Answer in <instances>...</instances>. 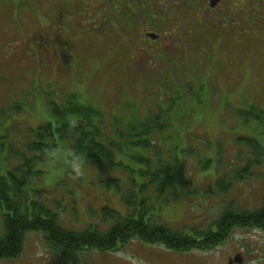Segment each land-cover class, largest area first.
<instances>
[{"label": "rangeland", "instance_id": "obj_1", "mask_svg": "<svg viewBox=\"0 0 264 264\" xmlns=\"http://www.w3.org/2000/svg\"><path fill=\"white\" fill-rule=\"evenodd\" d=\"M140 8L149 17L140 20ZM72 95L101 112L93 123L114 164L76 160L59 141L25 187L30 211L38 201L70 231H108V208L191 234L225 212L262 207L264 157L242 171L255 160L248 141L264 146V120L242 114L264 112V0L214 9L210 0H0V177L38 154L27 148L34 132L57 127L52 109ZM150 115L159 126L150 147L137 146L146 136L132 125ZM6 213L0 208V235ZM263 248L262 229L236 228L204 253L134 239L116 253L83 251L75 263L28 232L21 256L0 264H229L237 254L264 264Z\"/></svg>", "mask_w": 264, "mask_h": 264}, {"label": "trees", "instance_id": "obj_2", "mask_svg": "<svg viewBox=\"0 0 264 264\" xmlns=\"http://www.w3.org/2000/svg\"><path fill=\"white\" fill-rule=\"evenodd\" d=\"M187 2L189 1H185ZM140 10L142 9L136 11L138 15ZM52 113L57 118V127L54 124L39 127L33 134L32 143L27 147L29 152H38V154L32 157L24 156L21 165L8 172L6 176L0 177V208L8 212L4 216V235H0V260L21 256L25 234L28 232H42L47 246L53 252L66 261L76 263L79 254L83 251L97 250L115 253L134 239L147 245H161L175 252H187L192 249H213L226 240L236 227L257 228L264 231V199L262 207L256 212L224 213L217 222L219 228L214 233L197 230L196 238L166 225L154 224L148 221L143 213H140L138 217L135 214L123 216L106 208L103 212L104 218L105 220L111 218L114 226L102 232L93 225L82 231L67 230L60 225L58 214L38 201L32 202L30 211L29 208L24 207L25 187L33 178L40 175L34 170L35 164L44 161L46 157L54 153L59 141L68 145L67 148L72 150L73 158L76 160L96 164L107 159L110 161V166L114 164V152L110 146L100 141L103 132L97 123H93L95 118L100 119L101 112L80 105L77 97L72 95L65 106H54ZM242 115L245 117V122H248L250 118L260 123L264 120V112L255 107L248 112H243ZM74 117H82L83 120L73 125ZM156 119H159L158 115H150L147 120L132 125L133 128H138L140 135L146 136L145 139L135 141V145L150 147L151 140L148 137L159 126L155 123ZM247 145L251 147L255 160L242 171L244 173L253 164L261 165L262 156H264V146L258 142L249 140ZM242 172L238 171L236 177H241ZM222 183L223 181L219 185L223 186Z\"/></svg>", "mask_w": 264, "mask_h": 264}, {"label": "water", "instance_id": "obj_3", "mask_svg": "<svg viewBox=\"0 0 264 264\" xmlns=\"http://www.w3.org/2000/svg\"><path fill=\"white\" fill-rule=\"evenodd\" d=\"M221 0H211L210 1V5H211V7L212 8H215L217 5H218V3L220 2ZM149 36L151 37V38H153V39H156L157 37L155 36V35H153V34H149ZM237 262H241L240 260H237Z\"/></svg>", "mask_w": 264, "mask_h": 264}, {"label": "flooded vegetation", "instance_id": "obj_4", "mask_svg": "<svg viewBox=\"0 0 264 264\" xmlns=\"http://www.w3.org/2000/svg\"><path fill=\"white\" fill-rule=\"evenodd\" d=\"M169 264V263H168Z\"/></svg>", "mask_w": 264, "mask_h": 264}]
</instances>
